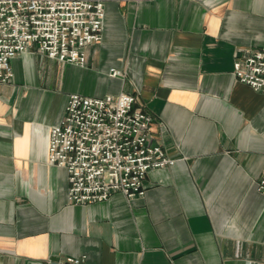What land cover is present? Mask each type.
Listing matches in <instances>:
<instances>
[{"label":"crops","instance_id":"obj_1","mask_svg":"<svg viewBox=\"0 0 264 264\" xmlns=\"http://www.w3.org/2000/svg\"><path fill=\"white\" fill-rule=\"evenodd\" d=\"M103 1L85 66L26 52L0 85V264H264V94L233 66L264 47V0ZM74 93H130L152 117L175 162L143 196L68 202L48 140Z\"/></svg>","mask_w":264,"mask_h":264},{"label":"built area","instance_id":"obj_2","mask_svg":"<svg viewBox=\"0 0 264 264\" xmlns=\"http://www.w3.org/2000/svg\"><path fill=\"white\" fill-rule=\"evenodd\" d=\"M104 19L103 0H0V85L12 81L11 62L26 52L85 66V49L101 41ZM233 66L237 80L264 94V47L236 52ZM135 102L130 93L69 95L50 129L48 162L66 169L70 204L103 202L116 192L129 200L143 196L147 173L174 164L150 139L153 119L135 110ZM256 189L264 196V171ZM84 261L68 258L66 264Z\"/></svg>","mask_w":264,"mask_h":264}]
</instances>
